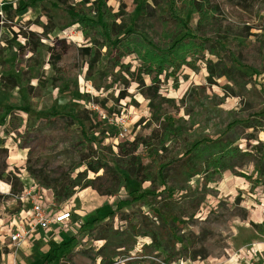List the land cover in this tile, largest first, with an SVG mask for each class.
Here are the masks:
<instances>
[{"label":"rangeland","instance_id":"1","mask_svg":"<svg viewBox=\"0 0 264 264\" xmlns=\"http://www.w3.org/2000/svg\"><path fill=\"white\" fill-rule=\"evenodd\" d=\"M28 1L0 0V107H31L45 115L58 112L79 120H58L52 125L27 120L14 130L9 126L10 117L0 110V264H32L71 237L80 242L73 246L72 254L63 252V259L93 264L77 251L81 247L100 248L104 242L93 241L85 234L84 223L113 211L117 213L115 225H125L119 215L136 210L130 202L132 193L161 188L134 179L138 169L150 162L148 152L140 149L134 154L140 159L139 166L129 163V167H123L129 169L124 174L129 182L118 195L105 194L117 187L110 165L111 170L106 172H85L87 179L95 181V188H78L71 199L55 201L54 191H61L70 177L85 171L83 167L72 173L78 159L74 149L78 122L95 132L91 138L94 148L113 158L118 155L119 144L139 137L148 139L161 130L165 119L181 127L184 137L191 139L218 136L234 119H247L264 111V0H197L218 8L205 33L215 43L226 39L223 55L237 65L240 74L236 77L243 80L242 88L226 78L208 82L206 60L217 62L210 55L198 61L197 70L183 67L175 78L163 74L159 85L150 77H144L143 85L129 77L126 81L125 72L106 62L89 67L80 50L101 40L95 35L85 37L78 25L69 26L65 10L83 0H46L10 21L4 8L14 10ZM183 1L187 2L176 0L178 7L183 8ZM107 4L113 12L124 14L125 24L130 18L136 19L140 6L146 5L148 16L138 26L154 43L159 42L169 19L167 0H108ZM182 12L187 25L199 24L197 15L189 13L188 17L189 11ZM58 56L57 72L54 64ZM123 62L131 64L132 70L138 65L135 56ZM18 124L15 120V126ZM239 133L242 135V129ZM259 143H264V131L256 133L255 140L242 139L238 145L247 150ZM171 148L179 153V145L173 143ZM242 171L257 177L252 164ZM28 178L37 185H52L55 190L46 189L45 196L53 199L56 210H71L73 220L63 228L55 225L39 231L16 247L11 233L24 210L20 196L22 182ZM200 183L196 178L191 186ZM199 197L202 200L184 205L187 224L177 245L180 255L171 264H264V189L225 172L205 191L200 190ZM141 210L146 212L143 206ZM149 242L139 239L136 252ZM161 260L155 261L162 264ZM115 264H125V260L118 258Z\"/></svg>","mask_w":264,"mask_h":264},{"label":"trees","instance_id":"2","mask_svg":"<svg viewBox=\"0 0 264 264\" xmlns=\"http://www.w3.org/2000/svg\"><path fill=\"white\" fill-rule=\"evenodd\" d=\"M45 1L30 0L14 10L9 7L4 8V11L9 20L13 21L19 14L34 9L37 4ZM107 2L108 0H83L65 9L70 18L69 26L78 25L85 37L95 35L101 40L96 41L92 47L80 50L81 55L87 58L89 67L106 62L125 72L126 81L129 77L138 85H143L144 77H150L154 84L159 85L160 76L163 74L175 78L183 67L197 70L198 61L210 55L215 57L217 62L206 60L209 83L213 84L216 79L226 78L237 88L244 86L243 80L236 77L240 74L237 65L223 55L226 39L221 38L215 43L205 33V28L212 22L216 11L218 12V8L212 7L209 2L187 0L185 3L183 1L182 8L178 7L176 0H167L169 19L165 22L157 44L144 35L138 26L139 21L148 16L146 5L140 6L136 19L130 18L128 24H125L127 21L124 14L113 12ZM0 10H3V6H0ZM184 10L185 14L189 11L186 14L188 17L189 13L198 16L199 24L196 27H190L187 22H183ZM130 56H135L138 62L134 70L131 64L123 62ZM60 58L58 56L55 59L54 68L57 72L59 69L56 64ZM62 84L68 88L65 82ZM0 110L10 117L9 126L14 130L20 129L27 120L38 121L44 125H52L58 120L65 123L79 120L77 117L58 112L45 115L31 107H0ZM15 120H18V126H15ZM165 121L161 130L154 131L148 139L139 137L133 142L119 144L118 155L113 158L99 153L94 148L91 138L95 132H90L83 122H78L74 139L78 159L72 173L83 167L85 171L79 172L74 178L70 177L69 184L61 191H54L55 201L71 199L78 188H95V181L87 179L86 173L97 174L101 170L106 172L111 170L110 165H113L112 170L115 171L112 176L116 178L117 187L105 194L118 195L123 188L128 187L129 182L128 177L124 175L125 171L129 173V169L123 167H129V163L134 167L139 166L140 159L134 154L140 149L148 152L150 162L146 167L139 168L136 175L133 174L134 179L161 188L155 192L132 193L130 202L136 210L119 215V221L125 225H115L117 213L113 211H109L104 217L84 223L85 234L93 241L104 242L100 248L93 246L91 250H86L81 247L77 251L93 264H115L118 258L125 260V264H157L155 260L160 258L162 264H171L175 257L180 255L177 245L180 243V233L187 224L184 219V205L202 200L199 197L200 190L205 191L225 172H231L253 186L264 189V143L247 150L238 145L242 139L255 140V134L264 131V111H258L247 119H234L222 134L215 137L203 135L200 138H185L181 127L169 124V119ZM240 129L245 137L239 133ZM173 143L180 147L178 154L170 149ZM99 154L101 156H98ZM249 164L254 166L257 177L242 171ZM30 174L33 179L39 180L33 172ZM196 178L201 180L200 186L192 187L191 183ZM39 186L55 190L45 182H40ZM142 206L146 208V212L141 210ZM142 238H147L150 242L144 243L141 250L136 252L139 239ZM79 242L80 239L75 237L65 239L32 264H74L69 259L64 260L61 254H72L73 246ZM127 258L129 260H126Z\"/></svg>","mask_w":264,"mask_h":264},{"label":"built area","instance_id":"3","mask_svg":"<svg viewBox=\"0 0 264 264\" xmlns=\"http://www.w3.org/2000/svg\"><path fill=\"white\" fill-rule=\"evenodd\" d=\"M22 185L20 200L25 206L19 219L15 221L14 232L11 233L16 247L22 246L39 231H48L55 225L63 228L73 220L71 210H56L53 199L45 196L46 189L37 185L33 179L23 180Z\"/></svg>","mask_w":264,"mask_h":264},{"label":"bare ground","instance_id":"4","mask_svg":"<svg viewBox=\"0 0 264 264\" xmlns=\"http://www.w3.org/2000/svg\"><path fill=\"white\" fill-rule=\"evenodd\" d=\"M15 155V154H14ZM13 159V158H12ZM22 160V159H21Z\"/></svg>","mask_w":264,"mask_h":264}]
</instances>
